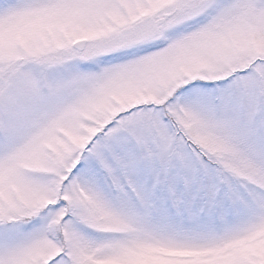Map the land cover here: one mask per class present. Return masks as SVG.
<instances>
[{
    "label": "snow or ice",
    "instance_id": "obj_1",
    "mask_svg": "<svg viewBox=\"0 0 264 264\" xmlns=\"http://www.w3.org/2000/svg\"><path fill=\"white\" fill-rule=\"evenodd\" d=\"M0 264H264V0H0Z\"/></svg>",
    "mask_w": 264,
    "mask_h": 264
}]
</instances>
